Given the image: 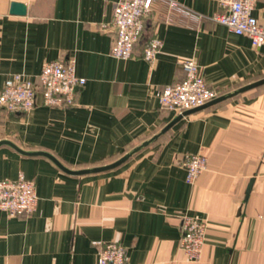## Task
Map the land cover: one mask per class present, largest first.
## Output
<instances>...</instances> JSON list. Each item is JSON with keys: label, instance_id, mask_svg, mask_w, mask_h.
I'll return each instance as SVG.
<instances>
[{"label": "crops", "instance_id": "1", "mask_svg": "<svg viewBox=\"0 0 264 264\" xmlns=\"http://www.w3.org/2000/svg\"><path fill=\"white\" fill-rule=\"evenodd\" d=\"M116 1L0 0V89L20 72L38 82L54 60L75 59L86 78L72 105H45L39 93L28 113L0 107V140L71 170L104 166L179 114L157 91L184 77L182 60L194 58L220 95L264 78V45L214 21L218 0H174L184 9L174 16L155 0L134 55L114 57L115 31L102 25ZM254 14L264 20V0ZM153 36L163 46L151 63L143 49ZM189 153L209 159L193 184L182 165ZM21 174L35 181L38 206L27 216L0 209V264H98L93 240L123 243L126 264H264V84L183 117L108 170L73 174L0 145V179ZM184 213L208 221L197 261L180 248Z\"/></svg>", "mask_w": 264, "mask_h": 264}, {"label": "built area", "instance_id": "2", "mask_svg": "<svg viewBox=\"0 0 264 264\" xmlns=\"http://www.w3.org/2000/svg\"><path fill=\"white\" fill-rule=\"evenodd\" d=\"M155 0H117L110 24L115 31L111 54L119 59L134 55V48L145 31L146 18L152 11ZM170 16L184 11L174 0H167ZM257 0H218L221 11L212 19L224 24L232 32L247 35L256 47L264 45V20L254 14ZM163 40L153 36L147 40L143 56L153 63L161 52ZM184 77L174 84L157 91L159 101L165 109L179 114L186 110L205 105L220 94L205 80L201 66L194 58L181 62ZM86 78L77 74L75 59L45 62L38 76L32 81L23 72L9 76L0 89V107L10 112L28 113L37 105L41 93L43 103L48 106L64 107L76 102L78 89ZM208 156L203 153L185 155L183 167L188 183H195L208 167ZM39 196L34 180L21 174L16 180L0 179V209L12 216L30 215L38 206ZM208 221L199 215L184 213L181 221L180 248L189 261L201 258L206 241ZM99 250L98 264H126L127 247L119 241L93 240Z\"/></svg>", "mask_w": 264, "mask_h": 264}, {"label": "water", "instance_id": "3", "mask_svg": "<svg viewBox=\"0 0 264 264\" xmlns=\"http://www.w3.org/2000/svg\"><path fill=\"white\" fill-rule=\"evenodd\" d=\"M264 84V78L261 80H258L256 82H253L251 84H248L246 86H243L233 92H229L223 95L218 96L217 98L211 100L210 102L206 103L203 106L197 107V108H193V109H189L184 111L183 113L178 114L169 124H167L159 133L155 134L154 136H152L151 138H149L148 140L144 141L143 143L137 145L136 147H134L131 151H129L127 154H125L124 156H122L121 158H119L118 160H116L113 163L104 165V166H99V167H95V168H91V169H83V170H71L69 168H67L66 166H64L53 154L46 152V151H28L25 150L21 147H19L16 143H14L11 140L8 139H3L0 140V145L2 144H9L12 147L16 148L18 151L24 153V154H29V155H37V154H41V155H46L48 157H50L52 160H54L61 168H63L64 170L73 173V174H82V173H89V172H97V171H103V170H108V169H112L115 168L119 165H121L122 163H124L125 161H127L131 156H133L135 153L139 152L140 150H142L144 147L148 146L149 144H151L152 142H154L156 139H158L160 136H162L166 131H168L178 120L182 119L183 117L195 113L197 111H200L212 104L218 103L220 101H223L227 98L233 97L241 92L247 91L251 88L257 87ZM253 182L254 179L251 180L247 190H246V197H245V201H247L250 192L252 190L253 187Z\"/></svg>", "mask_w": 264, "mask_h": 264}]
</instances>
